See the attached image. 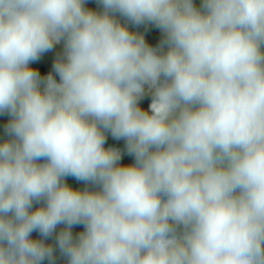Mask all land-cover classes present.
I'll use <instances>...</instances> for the list:
<instances>
[{
  "label": "clouds",
  "instance_id": "obj_1",
  "mask_svg": "<svg viewBox=\"0 0 264 264\" xmlns=\"http://www.w3.org/2000/svg\"><path fill=\"white\" fill-rule=\"evenodd\" d=\"M0 264H264V0H0Z\"/></svg>",
  "mask_w": 264,
  "mask_h": 264
},
{
  "label": "trees",
  "instance_id": "obj_2",
  "mask_svg": "<svg viewBox=\"0 0 264 264\" xmlns=\"http://www.w3.org/2000/svg\"><path fill=\"white\" fill-rule=\"evenodd\" d=\"M32 67H38V65H36V64H33V65H31ZM43 68H41V71L43 72ZM47 70H49V71H51V68H48ZM76 186L78 187V186H80L79 184H78V182L76 183ZM80 230H82V227L81 226H76V227H74V229H73V231L74 232H76V231H80ZM34 236H36V238H38V234L37 233H35V235Z\"/></svg>",
  "mask_w": 264,
  "mask_h": 264
}]
</instances>
